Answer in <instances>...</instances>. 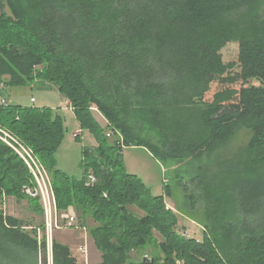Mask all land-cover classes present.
Wrapping results in <instances>:
<instances>
[{
	"label": "trees",
	"instance_id": "1",
	"mask_svg": "<svg viewBox=\"0 0 264 264\" xmlns=\"http://www.w3.org/2000/svg\"><path fill=\"white\" fill-rule=\"evenodd\" d=\"M0 6L9 11L0 13V79L10 88L54 86L97 146L82 150V176L74 179L55 168L64 137L55 110L5 99L0 125L47 170L57 210L72 209L79 227L93 221L88 235L100 264H135L131 253L155 245V232L160 255L150 262L143 255L137 264H264V0H0ZM250 80L260 85L248 86ZM116 131L124 148L144 147L163 160L210 158L247 133L245 145L219 163L224 182L205 177L193 185L205 199L201 240L181 234L164 201L168 186L153 196L127 173ZM30 181L24 162L0 141V195L26 198L42 214L38 199L22 191ZM38 229L0 211V264H37L45 251ZM51 255L53 264H78L55 239Z\"/></svg>",
	"mask_w": 264,
	"mask_h": 264
},
{
	"label": "rangeland",
	"instance_id": "2",
	"mask_svg": "<svg viewBox=\"0 0 264 264\" xmlns=\"http://www.w3.org/2000/svg\"><path fill=\"white\" fill-rule=\"evenodd\" d=\"M1 12H4L7 15L9 14L6 7L1 8L0 6V13ZM6 79V77L0 79V100H7L9 97L11 100L8 102L12 104L51 108L53 111L55 110L54 114L61 117L64 128V137L54 155L55 168L68 177L74 179L81 178L82 150L95 147L96 142L92 135L86 130H83L81 136H79V132V139L75 138L73 133L78 130L80 126L75 119L73 112H69L62 107V101H64V98L52 85L47 84L44 87L46 89H42L39 84H31L23 88H10L5 85ZM251 85L259 86L260 84L254 80H250L248 86ZM31 97L34 98V103L30 102ZM93 115L100 125H107L99 113L93 111ZM0 129L11 134L21 142L9 129L1 125ZM115 134L121 142L120 145H122V136L117 131ZM246 141L247 133L245 131L239 132L231 144L226 147L227 149L218 150L216 156L210 158L203 156L194 159L163 160L153 156L147 148L136 146L123 148L120 157L127 173L138 177L150 190L151 195H164L165 185L169 187L170 194L168 196L164 195V197L168 206L174 211L169 207H166L177 214L178 229H185L189 235L201 240L203 232L200 231L199 226L203 227L205 224V199L199 197L197 193L198 189L193 187V185H195L199 179L205 180V177L224 182L225 171L222 164L219 165L220 161L225 159L233 151H236L245 145ZM34 157L36 158L35 155ZM205 169L209 170L206 174ZM216 172H219L220 175ZM190 195H193V197L188 198ZM130 210L138 216L142 215V213L134 207L130 208ZM0 211H2L4 215L12 216L23 221V223H31L35 227L40 228L38 229L39 231L36 235V240L38 243L45 241V251L41 250L38 253L37 264H53L51 255V243L53 239L57 240L59 243L68 245L71 251V256L78 264H95L97 262V255L93 258V254L96 250L92 239L88 235V229L94 225L91 219H87L84 230L79 228V224L76 222L75 229L73 227L72 229L54 230L52 234H47L45 231L43 214L38 213V210H36L33 204L28 202L26 198L18 201L13 197H8L5 196L4 193H1ZM69 211L75 215L72 209H69L68 212ZM187 218L191 219L192 222H188ZM154 238L156 240L155 245L145 246L143 252L131 253V260L133 259L135 264L139 262L143 255H160L156 245L161 241V238L156 232L154 233ZM84 239L87 242L86 260L78 252V247L83 243ZM178 263L183 264L180 260H176L174 264Z\"/></svg>",
	"mask_w": 264,
	"mask_h": 264
},
{
	"label": "built area",
	"instance_id": "3",
	"mask_svg": "<svg viewBox=\"0 0 264 264\" xmlns=\"http://www.w3.org/2000/svg\"><path fill=\"white\" fill-rule=\"evenodd\" d=\"M34 100L31 99V102ZM0 104L5 105V99L0 100ZM96 113H99L96 108H91ZM100 114V113H99ZM101 115V114H100ZM101 118L105 121L106 120L102 117ZM79 132L74 133V136H78ZM112 134L109 131L106 135L110 136ZM0 141L6 144L10 149H12L24 162L26 165L29 174L31 176V181L29 185H25L22 187L23 193L32 199H38L39 205L42 209L43 219H44V226L46 233L52 234L54 230L60 229H74L76 228V216L72 214V212H61L57 210L56 201L54 197V193L51 186V181L47 170L44 166L34 157L32 151L26 147L22 142H19L15 137L11 134H8L0 129ZM120 145V141L118 142ZM123 145V143H122ZM120 145L122 148L124 146ZM89 183H94L95 178L93 176L88 177ZM63 213V214H62ZM63 223V224H62ZM200 227V231H204L203 227ZM84 230V227H79ZM39 230H37L38 233ZM186 238H195L184 230L181 233ZM196 239V238H195ZM78 252L84 257L86 260L87 257V242L84 239L83 243L78 247ZM144 260L150 262V257L148 255H144ZM179 264V263H178ZM182 264V263H180Z\"/></svg>",
	"mask_w": 264,
	"mask_h": 264
},
{
	"label": "crops",
	"instance_id": "4",
	"mask_svg": "<svg viewBox=\"0 0 264 264\" xmlns=\"http://www.w3.org/2000/svg\"><path fill=\"white\" fill-rule=\"evenodd\" d=\"M31 99H33L34 100V98H30V102H31ZM9 100H11L9 97L7 98V101H9ZM64 101H62V107L65 109V110H67V111H72L71 110V108L69 107V105H68V103H67V101L65 100V99H63ZM34 102H35V100H34ZM34 102H32V103H34ZM9 103V102H8ZM78 131H80V135L79 136H81L82 134H83V130L81 131L80 130V128L78 129V130H76L74 133H76V132H78ZM74 133H73V135H74ZM97 146V144L95 143V147ZM95 147H92V148H90V149H94ZM164 201H165V199H164ZM165 204H166V206L167 207H169L168 206V204L166 203V201H165ZM170 208V207H169ZM170 209H172V208H170ZM173 210V209H172ZM174 211V210H173ZM188 220V222H190L191 221V219H189V218H187ZM192 222V221H191ZM204 227V226H203ZM63 244V243H62ZM64 245H66V244H64ZM68 246V245H67ZM96 250V249H95ZM96 255H97V262L95 263V264H100L101 263V256H100V253L96 250V252L93 254V258H95L96 257ZM95 261V260H94ZM132 261H133V259H132Z\"/></svg>",
	"mask_w": 264,
	"mask_h": 264
}]
</instances>
